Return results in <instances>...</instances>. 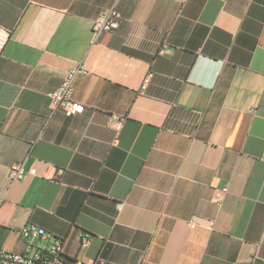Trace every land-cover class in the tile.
Masks as SVG:
<instances>
[{"label":"crops","instance_id":"crops-1","mask_svg":"<svg viewBox=\"0 0 264 264\" xmlns=\"http://www.w3.org/2000/svg\"><path fill=\"white\" fill-rule=\"evenodd\" d=\"M112 7L118 27L93 34ZM0 25L1 249L58 239L68 264H264V0H0ZM80 64L84 110L51 112ZM18 162L35 173L9 182Z\"/></svg>","mask_w":264,"mask_h":264},{"label":"built area","instance_id":"built-area-1","mask_svg":"<svg viewBox=\"0 0 264 264\" xmlns=\"http://www.w3.org/2000/svg\"><path fill=\"white\" fill-rule=\"evenodd\" d=\"M120 14L115 7L101 11L93 20L91 30L93 34L101 32L113 31L118 27ZM10 29L0 25V55L6 42L10 38ZM164 47L166 44L163 45ZM163 48L159 50L161 53ZM85 72L83 65H75L65 72L60 86L50 93V109L51 112L60 110L66 116L76 115L81 113L85 106L82 102L75 101L71 95L73 92V83L77 74ZM152 73L147 72L143 80L141 89L145 88V84L151 77ZM125 116L118 113H111L109 122L111 126L116 130H120L122 127ZM26 173L34 174L35 170L31 168L28 172L24 170L23 163L18 162L11 166L7 173V179L9 182L21 179ZM224 192L216 190L213 195V202L217 205L221 204ZM4 199L0 197V208ZM189 225L193 227L195 221L190 219ZM23 237L28 236H41L45 235V231L42 228L35 226H24L21 229ZM90 238L87 234H81V245L85 246L89 243ZM63 249L60 240L55 239L45 252H35L28 254L25 252H13L0 248V264H68L63 256ZM74 264H83L80 261H74Z\"/></svg>","mask_w":264,"mask_h":264}]
</instances>
